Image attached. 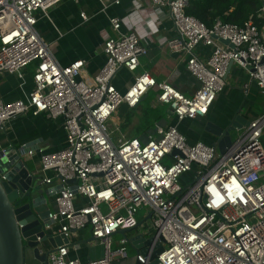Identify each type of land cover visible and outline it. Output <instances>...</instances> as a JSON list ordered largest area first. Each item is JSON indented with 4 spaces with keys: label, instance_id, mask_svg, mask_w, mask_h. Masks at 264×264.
<instances>
[{
    "label": "built area",
    "instance_id": "obj_1",
    "mask_svg": "<svg viewBox=\"0 0 264 264\" xmlns=\"http://www.w3.org/2000/svg\"><path fill=\"white\" fill-rule=\"evenodd\" d=\"M62 1L0 0V74L23 77L30 64L37 66L27 99L0 98V128L28 113L62 119L65 147L39 150L35 171L52 198L43 230L48 237L70 239L75 231L88 229L104 248L100 258L83 260L71 257L69 240L50 253L49 264L126 259L128 238L115 245L114 235L138 227L142 209L149 224L146 234L153 237L149 251L158 243L164 247L158 264H264V111L236 131L225 153L214 144L189 142L178 126L208 115L228 84L231 63L248 75L244 90L256 83L264 98V6L242 24L219 19L208 27L187 14L191 0H150L151 18L168 14L173 21L176 34L166 45L186 57L188 71L200 83L194 95L186 96L148 71L137 74L124 92L114 84L118 71L136 72L149 53L135 30H122L119 17H110L116 36L105 39L107 59L94 83L81 78L85 60L61 65L36 25L38 12L48 16ZM100 1L106 11L110 1ZM81 17L90 19L85 11ZM200 46L211 48L207 57L198 54ZM154 88L159 89L158 103L169 104L168 114L177 123L159 128L146 141L114 139L109 124L114 114L122 105L135 108ZM2 151H15L24 163L37 154L27 144ZM187 174L192 180L183 186L180 180ZM136 260L151 264L142 253Z\"/></svg>",
    "mask_w": 264,
    "mask_h": 264
},
{
    "label": "crops",
    "instance_id": "obj_2",
    "mask_svg": "<svg viewBox=\"0 0 264 264\" xmlns=\"http://www.w3.org/2000/svg\"><path fill=\"white\" fill-rule=\"evenodd\" d=\"M109 1L110 6L106 11H102L100 0H63L49 10L48 16L38 12L37 30L51 45L58 62L61 65H69L78 59L85 60L81 78L94 83L95 76L106 63L107 56L103 49L105 39L108 36H116L110 17H119L123 23L122 30H135L142 42L149 47V53L141 57V66L136 72L132 73L126 69L118 71L113 80L114 84L124 92L134 82L137 74L148 71L158 81H171L186 96L194 95L200 83L188 71L186 57L172 53L166 45V41L176 34L171 17L166 14L159 19L155 16L151 18L147 12L151 4L150 0H120L119 4H115V0ZM82 11L90 17L88 21L82 19ZM145 18L149 21L142 23ZM197 52L207 57L211 48L200 46ZM36 67V63L30 64L25 69L23 77L1 73L0 98L6 102L27 99L35 86ZM247 81V73L233 63L227 75L228 84L225 90L218 95L208 115L178 123L189 142L203 141L217 146L216 138L205 129L208 121L227 127L237 115L251 122L264 111V98L259 87L256 83H252L249 90L245 91L243 85ZM158 92L159 89H157V94ZM122 106H125L123 111L120 107L109 123L114 134L115 132L120 133L114 139L138 137L146 141L148 136L155 135L159 128L177 123L176 119L164 116L155 122L154 130V126H143L146 122L142 119L143 114L139 107ZM23 144L37 151L35 157H26L27 165L32 168L31 166L35 164L38 167L39 150L51 152L65 147L66 133L62 126V119H54L47 113L38 115L28 113L12 118L4 128H0V151ZM42 185L45 191H50L48 185L45 183ZM145 218L146 214L139 219V222ZM148 226L149 224L145 222L129 233L128 237L139 233L146 234ZM118 236L126 237L117 233L114 235V240ZM91 237L88 229L75 231L69 239L71 257L83 260L100 258L104 253V248ZM27 264L42 263L31 258L29 261L27 259ZM114 264L130 263H127L126 259H118Z\"/></svg>",
    "mask_w": 264,
    "mask_h": 264
},
{
    "label": "water",
    "instance_id": "obj_3",
    "mask_svg": "<svg viewBox=\"0 0 264 264\" xmlns=\"http://www.w3.org/2000/svg\"><path fill=\"white\" fill-rule=\"evenodd\" d=\"M249 124L250 121L237 115L227 127L208 121L205 129L216 138L219 152L225 153L233 143V134ZM178 152L175 150L174 154ZM2 174L5 178H2ZM42 183V177L24 163L19 154L13 151L4 155L0 151V264H27L28 250L32 251L34 259L49 264L50 253L59 245L69 242L63 234L48 237L43 230L42 221L49 215L51 207L47 200L50 197L48 191L34 195V188ZM145 222L147 218L140 221L138 227ZM135 229L120 230L119 233L128 238L137 253L148 256L151 264H158V256L164 250L162 243L149 251L153 237L145 233L128 237ZM38 236L42 237L41 241H37ZM91 239L94 240V237ZM136 264L141 263L137 261Z\"/></svg>",
    "mask_w": 264,
    "mask_h": 264
},
{
    "label": "trees",
    "instance_id": "obj_4",
    "mask_svg": "<svg viewBox=\"0 0 264 264\" xmlns=\"http://www.w3.org/2000/svg\"><path fill=\"white\" fill-rule=\"evenodd\" d=\"M263 6L264 0H191L186 11L188 15H192L208 27H212L219 19L225 23L242 24L252 14L260 11ZM142 101L135 108L141 109L146 122L144 126H153L157 120L164 117V113L154 112L143 107Z\"/></svg>",
    "mask_w": 264,
    "mask_h": 264
},
{
    "label": "rangeland",
    "instance_id": "obj_5",
    "mask_svg": "<svg viewBox=\"0 0 264 264\" xmlns=\"http://www.w3.org/2000/svg\"><path fill=\"white\" fill-rule=\"evenodd\" d=\"M142 104H143V107H147L151 111H154V112H157V111L159 112L160 111L161 113H164V116H166V117L169 116V114H168L169 104H161V103H158V101H157V88H154V89H152L149 92L148 96L145 99H143ZM149 105H150V107H149ZM123 107H125V106H121V108H120L121 111H123V109H124ZM150 114L153 115V113H150ZM169 118H172V117L169 116ZM142 119H143V121H145L143 115H142ZM112 126H114V125H112ZM153 126H154L153 129L155 130L156 125H153ZM119 134L120 133L115 132L114 137H118ZM155 135H157V130L155 132ZM233 136L236 137L237 136V133L235 132L233 134ZM263 142H264V136H263ZM166 163L168 164L169 162L167 161ZM31 167H32V169L34 171L37 170V166L35 164L32 165ZM38 175H39V177H42V175H40V174H38ZM191 180H192L191 175L190 174H187V175H184L182 177V179L180 180V183L183 186H185L188 183H190ZM44 191H45V188L43 187V185L42 184H39V185H37L34 188V195H38L39 193L44 192ZM47 200H48V203H49L50 207L53 209L51 196L50 197L48 196V199ZM145 214H146V210L145 209H142L138 213V215H137L138 220L141 217H143ZM121 238H122V236H118V238H115V240H114L115 241V245H116L117 242H119V240ZM114 247H116V246H114ZM136 254H137V250L133 246L129 245L128 246V255L129 256L126 258L127 263L136 264V260H135ZM31 258H34L33 257V254H32V251L31 250H28V252H27V259H28V261Z\"/></svg>",
    "mask_w": 264,
    "mask_h": 264
}]
</instances>
